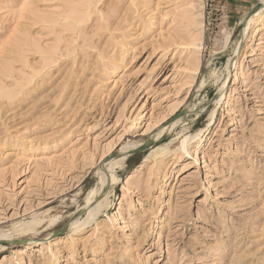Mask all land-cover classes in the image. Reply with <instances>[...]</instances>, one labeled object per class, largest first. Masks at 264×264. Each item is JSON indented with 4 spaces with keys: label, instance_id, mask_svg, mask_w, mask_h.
Wrapping results in <instances>:
<instances>
[{
    "label": "rangeland",
    "instance_id": "1",
    "mask_svg": "<svg viewBox=\"0 0 264 264\" xmlns=\"http://www.w3.org/2000/svg\"><path fill=\"white\" fill-rule=\"evenodd\" d=\"M0 238V264H264V0H0Z\"/></svg>",
    "mask_w": 264,
    "mask_h": 264
},
{
    "label": "bare ground",
    "instance_id": "2",
    "mask_svg": "<svg viewBox=\"0 0 264 264\" xmlns=\"http://www.w3.org/2000/svg\"><path fill=\"white\" fill-rule=\"evenodd\" d=\"M248 14H250V13H248ZM218 100V99H217ZM153 142H154V140L152 139L151 141H146V142H144V143H142V144H140V145H137V146H135V147H133V148H129V149H124L123 151H121L120 153L121 154H119V155H117V156H115V157H112V158H110L108 161H107V163L105 164V165H103V166H100L99 165V170H97V177H98V179H99V181H100V183H101V185L103 186V187H105V186H107L110 182H113L114 180H115V174H114V170H113V167L114 166H116V165H121L122 164V161H123V159L126 157V153L128 152V151H130V150H132V152L134 153V152H136V151H142V150H144V149H146V148H148L149 146H153ZM184 143V142H183ZM184 145V144H183ZM155 147V146H154ZM164 151V147H155V148H153L152 149V151L150 152V155L149 156H160L161 154H162V152ZM144 158H146V157H144ZM136 167V166H135ZM129 175V174H128ZM103 190V189H102ZM105 192V191H104ZM103 195H105V193L103 194ZM101 196V198H99V199H97L96 200V204L94 205V208H93V210L90 208L89 209V211L90 212H88V209H87V211L86 212H88L89 213V217L91 218L92 217V215H95V213L96 212H98V209L101 207V200H102V198H104L105 199V196ZM87 199V198H86ZM94 203H95V201H94ZM88 205V204H87ZM92 205V204H91ZM89 207H91V206H89ZM88 207V208H89ZM92 207H93V205H92ZM79 209V208H78ZM81 212H82V210L80 209V210H78L76 213H75V215H74V219H73V221L69 224V229L70 228H78V226L79 225H81V224H79L80 223V220L78 219V218H75V217H77L78 215H80L81 214ZM85 216V215H84ZM87 216V215H86ZM37 223V221H32V222H28V223H25V224H23V225H20V227H18V229H17V231L18 232H26V231H29V230H31L34 226H35V224ZM67 228V225H64V226H62L59 230H57V231H60V230H64V229H66ZM4 237V236H3ZM1 239H3V238H0V240Z\"/></svg>",
    "mask_w": 264,
    "mask_h": 264
},
{
    "label": "water",
    "instance_id": "3",
    "mask_svg": "<svg viewBox=\"0 0 264 264\" xmlns=\"http://www.w3.org/2000/svg\"><path fill=\"white\" fill-rule=\"evenodd\" d=\"M260 6H261V2H257L252 8H250V9L248 10L247 13H251V12H253L254 10L258 9Z\"/></svg>",
    "mask_w": 264,
    "mask_h": 264
}]
</instances>
